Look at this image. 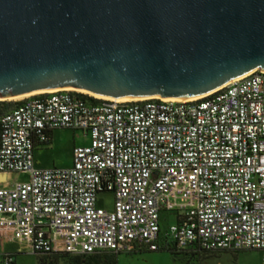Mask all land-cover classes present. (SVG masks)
I'll use <instances>...</instances> for the list:
<instances>
[{
  "label": "built area",
  "instance_id": "2783aa9c",
  "mask_svg": "<svg viewBox=\"0 0 264 264\" xmlns=\"http://www.w3.org/2000/svg\"><path fill=\"white\" fill-rule=\"evenodd\" d=\"M0 233L37 253L161 247L264 250V71L196 99L123 102L75 88L29 96L1 119ZM56 129L83 130L69 167L37 165ZM26 173L27 181L13 179ZM114 196L112 209L99 206ZM0 251V264H15Z\"/></svg>",
  "mask_w": 264,
  "mask_h": 264
},
{
  "label": "water",
  "instance_id": "95a60500",
  "mask_svg": "<svg viewBox=\"0 0 264 264\" xmlns=\"http://www.w3.org/2000/svg\"><path fill=\"white\" fill-rule=\"evenodd\" d=\"M264 71V0H0V101L189 100Z\"/></svg>",
  "mask_w": 264,
  "mask_h": 264
},
{
  "label": "rangeland",
  "instance_id": "374dc122",
  "mask_svg": "<svg viewBox=\"0 0 264 264\" xmlns=\"http://www.w3.org/2000/svg\"><path fill=\"white\" fill-rule=\"evenodd\" d=\"M38 94V93H36ZM35 94L21 96L10 100L23 101L25 98ZM200 97V96H199ZM105 98V97H103ZM198 98V97H196ZM193 98V99H196ZM141 100V99H135ZM121 101V100H120ZM131 101V100H129ZM127 102V101H123ZM90 138L83 130L59 129L54 132L53 141L50 145L40 147L36 150L37 165L40 167H68L72 165L73 152L76 146L88 145ZM30 176L26 173H14L13 179L27 181ZM114 196L111 193H101L99 196V206L112 209ZM177 223V217L169 212L161 215V225L166 229ZM14 232H10V242L5 245L14 252L18 264H41L39 256L29 248H22L13 239ZM21 249V250H20ZM160 250V249H159ZM226 251L219 255H214L201 259L195 257L190 260L191 255H172L165 250L144 253H122L117 260L118 264H264V251L258 249L240 250L237 253ZM234 251V250H233Z\"/></svg>",
  "mask_w": 264,
  "mask_h": 264
},
{
  "label": "trees",
  "instance_id": "16d2710c",
  "mask_svg": "<svg viewBox=\"0 0 264 264\" xmlns=\"http://www.w3.org/2000/svg\"><path fill=\"white\" fill-rule=\"evenodd\" d=\"M22 104V101H15V100H1L0 101V139H1V133H2V128H1V119L2 117L16 109L19 105ZM52 143V133L49 134V140L40 145L37 144L35 147V151L40 148V147H45L48 146ZM163 212H169L166 210H163ZM161 213V215H162ZM170 214H174L177 217V221L179 219V213L178 212H169ZM163 232L160 238V243L161 247L160 250H165L170 252L172 255H191V257H200L201 259H205L210 256L214 255H219L222 252L230 251V250H208L204 249L199 245H195L194 248L190 249H179L176 247L175 243L170 239L168 236L165 235L166 228L162 226ZM157 250V251H160ZM240 250H232L231 252L237 253ZM264 251V250H263ZM144 252H152L149 250H143V249H138V250H133L130 252H115L112 250H102V251H97L94 253H89V254H72L68 252H52V253H37L35 252L41 261V264H118V255L121 253H130V254H135V253H144ZM155 252V251H153Z\"/></svg>",
  "mask_w": 264,
  "mask_h": 264
},
{
  "label": "crops",
  "instance_id": "0c3cea01",
  "mask_svg": "<svg viewBox=\"0 0 264 264\" xmlns=\"http://www.w3.org/2000/svg\"><path fill=\"white\" fill-rule=\"evenodd\" d=\"M56 130H59V129H56ZM56 130H54L53 132H52V141H53V137H54V132L56 131ZM86 136H88L89 137V135L88 134H85ZM90 138V137H89ZM91 141V140H90ZM35 159H36V151H35ZM36 162H37V159H36ZM41 163V160L40 161H38L37 162V164L38 163ZM72 163H73V161H72ZM41 167V166H40ZM69 167V166H68ZM43 168H48V167H43ZM10 232H12V231H10ZM10 232L8 233V235L7 236H5V234L4 233H0V251L1 252H3V253H12V254H15L14 252H12L11 251V249H8L5 245H7V242H10V241H12V240H10V239H12V238H10ZM14 239V238H13ZM15 240V239H14ZM16 241V243L21 247V249L22 248H24V247H26V248H28L27 246H25V245H23V244H21L19 241H17V240H15ZM20 249V250H21ZM122 254V253H121ZM121 254H119V255H121ZM16 255V254H15ZM119 255H118V259H119ZM194 257H190V260H192ZM15 264H18L17 263V260H16V263Z\"/></svg>",
  "mask_w": 264,
  "mask_h": 264
},
{
  "label": "bare ground",
  "instance_id": "6f19581e",
  "mask_svg": "<svg viewBox=\"0 0 264 264\" xmlns=\"http://www.w3.org/2000/svg\"><path fill=\"white\" fill-rule=\"evenodd\" d=\"M80 91H81V90H80ZM82 91H83V92H86V93H89L88 91H84V90H82ZM41 92H44V91L32 92V93H29V94H27V95L36 94V93H41ZM27 95H25V96H27ZM93 95H95V94H93ZM95 96H98V95H95ZM98 97L103 98V96H98ZM105 98H107V97H105ZM135 99H143V98L117 99V100H121V101H129V100H135ZM174 100H179V99H174Z\"/></svg>",
  "mask_w": 264,
  "mask_h": 264
}]
</instances>
